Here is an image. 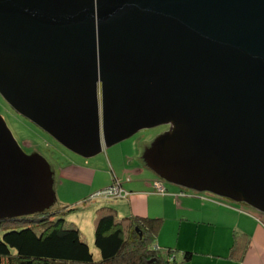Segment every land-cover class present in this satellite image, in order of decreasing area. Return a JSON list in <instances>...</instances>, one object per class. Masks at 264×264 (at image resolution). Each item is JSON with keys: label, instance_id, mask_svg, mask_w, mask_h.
I'll use <instances>...</instances> for the list:
<instances>
[{"label": "water", "instance_id": "obj_1", "mask_svg": "<svg viewBox=\"0 0 264 264\" xmlns=\"http://www.w3.org/2000/svg\"><path fill=\"white\" fill-rule=\"evenodd\" d=\"M0 94L84 157L171 122L144 163L264 212V0H0ZM54 198L0 116V219Z\"/></svg>", "mask_w": 264, "mask_h": 264}, {"label": "crops", "instance_id": "obj_2", "mask_svg": "<svg viewBox=\"0 0 264 264\" xmlns=\"http://www.w3.org/2000/svg\"><path fill=\"white\" fill-rule=\"evenodd\" d=\"M168 124L171 126V122ZM164 133L158 134L153 140L151 139L152 141L144 143V148L141 151L136 150L134 154L126 153L129 157L128 164H130L128 171L134 177L127 181L129 185L124 186L122 183V186L129 191V195L126 198L113 199L114 202L112 199H106L110 202H103L101 199L99 200L100 204H95V209L101 206H110L116 210L117 215L118 211H122L121 214L123 215L121 216L137 215L161 218L162 221L165 217H171L179 221L180 227L183 221H192L195 224L192 233L188 236L187 231H183V236L189 237L187 242L182 244L168 242L171 240L165 242L161 238L162 235L158 237L159 231L154 242L161 249L167 247L176 249L179 251L177 255L181 254L182 251H192L191 260L185 264H264L263 211L254 208L243 200H237L215 190L174 182L144 163V149ZM104 147H101L100 151ZM150 179L151 181L159 179L164 185L169 183L166 185L167 187L165 186L168 194L160 195L150 192ZM109 184L102 182L97 186L91 185L90 188L94 187L88 193L91 195L94 191ZM180 192H186L187 195L182 196ZM214 215L222 216L224 222L220 226H211L198 231L197 223L207 222L209 225H214ZM162 225L159 230H161ZM235 236L238 237L240 245L243 243L246 247L242 249L243 246L241 245V249L238 247L237 252L235 250L234 255L229 257L230 247Z\"/></svg>", "mask_w": 264, "mask_h": 264}, {"label": "trees", "instance_id": "obj_3", "mask_svg": "<svg viewBox=\"0 0 264 264\" xmlns=\"http://www.w3.org/2000/svg\"><path fill=\"white\" fill-rule=\"evenodd\" d=\"M152 181L150 192L160 194L154 192ZM167 194L166 189L160 195ZM66 210L51 206L41 212L1 218L0 224L12 222L23 227L2 234L0 264H175L177 257L185 264L192 258V251L177 255L176 249L155 245L161 218L119 216L110 206L95 209L94 245L99 251L95 258L77 223L62 217ZM239 242L235 236L229 257L241 245L246 247Z\"/></svg>", "mask_w": 264, "mask_h": 264}, {"label": "rangeland", "instance_id": "obj_4", "mask_svg": "<svg viewBox=\"0 0 264 264\" xmlns=\"http://www.w3.org/2000/svg\"><path fill=\"white\" fill-rule=\"evenodd\" d=\"M0 116L3 118L16 143L20 147L23 146L21 149L24 152L36 153L47 161L53 177L55 198L52 206L58 209H69L68 211L66 210L62 217L77 223L93 256L99 258V251L94 245L93 219L95 216V204H100L99 200L101 199L87 200L90 194L88 192L94 187L90 188L91 185L95 184L97 186L102 182L111 183L113 176L117 177L121 183H124V186L126 184L129 185L127 179L134 176L128 171L130 164H128L129 157L126 153L134 154L136 150L141 151L144 148V143L150 142L158 134L166 132L170 125L161 123L139 129L131 136L104 147L97 154L84 157L66 148L31 120L18 113L1 94ZM166 185H169V183H166ZM183 195H187V193L185 192ZM84 200L85 202H83ZM102 200L103 202H110L108 201L110 199ZM243 208L246 209L244 206ZM121 213L122 211H118V215H123ZM213 220L215 222L213 223L214 225H209L207 222L197 223L198 231L211 226H220L224 222V218L220 215H214ZM178 223V220L165 217L158 237L162 235L163 241L171 240L168 242H173V244L187 242L189 237L185 238L183 231L186 230L189 236L194 230L195 224L192 221H183L180 227ZM22 227L23 225L12 222L0 224V238L4 232ZM178 253L179 251L176 252V254ZM175 264H180L179 257H177Z\"/></svg>", "mask_w": 264, "mask_h": 264}, {"label": "built area", "instance_id": "obj_5", "mask_svg": "<svg viewBox=\"0 0 264 264\" xmlns=\"http://www.w3.org/2000/svg\"><path fill=\"white\" fill-rule=\"evenodd\" d=\"M129 180V179H127ZM152 186L154 189V192L164 194L166 192V187L160 180H153ZM127 195H129V191L124 189L122 187V183L120 180L116 177H114L111 181V183L101 188L95 192H93L91 195H89L90 200L94 199H118V198H125Z\"/></svg>", "mask_w": 264, "mask_h": 264}, {"label": "flooded vegetation", "instance_id": "obj_6", "mask_svg": "<svg viewBox=\"0 0 264 264\" xmlns=\"http://www.w3.org/2000/svg\"><path fill=\"white\" fill-rule=\"evenodd\" d=\"M17 111V110H16ZM18 112V111H17ZM19 113V112H18ZM21 114V113H20ZM22 115V114H21ZM25 117V116H24ZM27 118V117H26ZM34 123V122H33ZM35 124V123H34ZM35 125H37V124H35ZM38 126V125H37ZM38 127H40V126H38ZM41 129H43L42 127H40ZM44 130V129H43ZM45 132H47L46 130H44ZM48 133V132H47ZM49 134V133H48ZM20 147V146H19ZM23 146H21L20 147V149L22 148ZM22 150V149H21ZM23 151V150H22ZM24 152V151H23ZM24 153H26V152H24ZM26 154H31V153H26Z\"/></svg>", "mask_w": 264, "mask_h": 264}]
</instances>
